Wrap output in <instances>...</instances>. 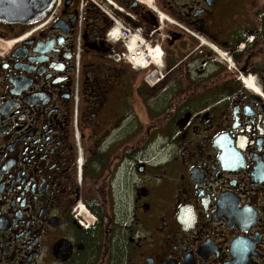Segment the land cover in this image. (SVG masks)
Listing matches in <instances>:
<instances>
[{
  "label": "flooded vegetation",
  "instance_id": "obj_1",
  "mask_svg": "<svg viewBox=\"0 0 264 264\" xmlns=\"http://www.w3.org/2000/svg\"><path fill=\"white\" fill-rule=\"evenodd\" d=\"M98 1L0 22V264H264V0ZM116 22L157 31L154 90Z\"/></svg>",
  "mask_w": 264,
  "mask_h": 264
},
{
  "label": "built area",
  "instance_id": "obj_2",
  "mask_svg": "<svg viewBox=\"0 0 264 264\" xmlns=\"http://www.w3.org/2000/svg\"><path fill=\"white\" fill-rule=\"evenodd\" d=\"M96 3V2H95ZM60 4V0L58 5ZM154 31L151 32L149 38H144L140 35V30L135 34L129 25L121 29L117 25L109 32L111 40L117 42L121 41L124 45L123 52H114L110 58L115 62H125L134 70L147 69L151 64H157L161 61L163 52L158 42H155ZM163 75H158L157 71L149 72L145 76V82L150 87H155L162 79ZM80 210L85 213V207L80 205Z\"/></svg>",
  "mask_w": 264,
  "mask_h": 264
},
{
  "label": "water",
  "instance_id": "obj_3",
  "mask_svg": "<svg viewBox=\"0 0 264 264\" xmlns=\"http://www.w3.org/2000/svg\"><path fill=\"white\" fill-rule=\"evenodd\" d=\"M56 0H0V22L34 24L42 21Z\"/></svg>",
  "mask_w": 264,
  "mask_h": 264
},
{
  "label": "rangeland",
  "instance_id": "obj_4",
  "mask_svg": "<svg viewBox=\"0 0 264 264\" xmlns=\"http://www.w3.org/2000/svg\"><path fill=\"white\" fill-rule=\"evenodd\" d=\"M154 38L156 39L155 42H157V38L154 36ZM112 64V63H111ZM114 65V64H112ZM120 67L122 68L123 67V71L127 72L129 75H128V79L129 81H132L133 79L135 80H139L140 81V84L142 85H145L144 84V81H143V74L141 73H133V74H136V75H132L131 73L134 72L129 66L127 65H120ZM135 76V77H133ZM148 109V105L146 103V101H140V121L144 124H148V122L151 120V119H148L146 118V114H145V111Z\"/></svg>",
  "mask_w": 264,
  "mask_h": 264
},
{
  "label": "bare ground",
  "instance_id": "obj_5",
  "mask_svg": "<svg viewBox=\"0 0 264 264\" xmlns=\"http://www.w3.org/2000/svg\"><path fill=\"white\" fill-rule=\"evenodd\" d=\"M147 4L151 5L152 4V0H147L146 1ZM165 22V21H164ZM158 64V63H157ZM247 84L249 85L250 88H252L254 91H257L259 88L257 86V84L255 83L254 80L250 79L247 81Z\"/></svg>",
  "mask_w": 264,
  "mask_h": 264
},
{
  "label": "trees",
  "instance_id": "obj_6",
  "mask_svg": "<svg viewBox=\"0 0 264 264\" xmlns=\"http://www.w3.org/2000/svg\"><path fill=\"white\" fill-rule=\"evenodd\" d=\"M134 72H132L131 74H133Z\"/></svg>",
  "mask_w": 264,
  "mask_h": 264
}]
</instances>
